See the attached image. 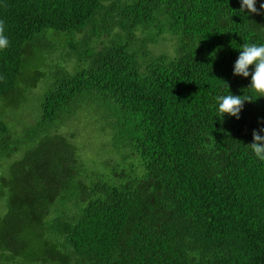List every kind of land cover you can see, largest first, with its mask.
Listing matches in <instances>:
<instances>
[{
	"label": "trees",
	"instance_id": "obj_1",
	"mask_svg": "<svg viewBox=\"0 0 264 264\" xmlns=\"http://www.w3.org/2000/svg\"><path fill=\"white\" fill-rule=\"evenodd\" d=\"M239 8L0 0V264H264V98L213 108L247 94L238 50L264 43V13ZM79 116L106 159L59 132Z\"/></svg>",
	"mask_w": 264,
	"mask_h": 264
},
{
	"label": "clouds",
	"instance_id": "obj_2",
	"mask_svg": "<svg viewBox=\"0 0 264 264\" xmlns=\"http://www.w3.org/2000/svg\"><path fill=\"white\" fill-rule=\"evenodd\" d=\"M239 2L240 8L236 13L243 18L251 14L264 13V0H259V9L256 7L258 0H239ZM4 31V25L0 22V52L9 46V40ZM238 52L232 75L243 79L251 77L248 87L244 89L247 94L232 95L228 90L227 94L217 95L213 105L215 119L223 120L227 116L238 120L246 102L250 103L256 99L264 98V43H245ZM252 141L248 146L251 154L257 160L264 161V127L253 131Z\"/></svg>",
	"mask_w": 264,
	"mask_h": 264
},
{
	"label": "rangeland",
	"instance_id": "obj_3",
	"mask_svg": "<svg viewBox=\"0 0 264 264\" xmlns=\"http://www.w3.org/2000/svg\"><path fill=\"white\" fill-rule=\"evenodd\" d=\"M169 48V44H167ZM46 88L42 89L39 100L41 99L43 93ZM38 89L34 90L27 100L31 99V102L27 106L34 105V102L37 100L33 99L38 95ZM38 100V102H39ZM38 104V103H37ZM25 117H29V114L26 112ZM27 120V119H26ZM91 121L86 120L83 116H79L78 118L72 120L66 127L60 129V133L68 135L69 133H74L73 142L77 145L80 155L88 158L92 161H97L101 159H106V150H109L107 143L105 141V137L102 138L96 132V125L90 123Z\"/></svg>",
	"mask_w": 264,
	"mask_h": 264
}]
</instances>
